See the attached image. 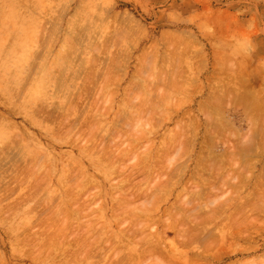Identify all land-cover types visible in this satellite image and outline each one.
Listing matches in <instances>:
<instances>
[{"label":"rangeland","instance_id":"rangeland-1","mask_svg":"<svg viewBox=\"0 0 264 264\" xmlns=\"http://www.w3.org/2000/svg\"><path fill=\"white\" fill-rule=\"evenodd\" d=\"M263 223L264 0H0V264H264Z\"/></svg>","mask_w":264,"mask_h":264},{"label":"bare ground","instance_id":"bare-ground-1","mask_svg":"<svg viewBox=\"0 0 264 264\" xmlns=\"http://www.w3.org/2000/svg\"><path fill=\"white\" fill-rule=\"evenodd\" d=\"M166 35H167V34H166ZM166 38H167V37H166ZM163 39H165V37H164ZM167 39H168V38H167ZM17 49H19V48H17ZM21 52H22V51H21ZM22 53H23V52H22ZM42 80H44V78H43ZM39 82H40V81H38V83H39ZM46 82H47V79L45 80V83H46ZM42 83H44V81L41 82V85H45V83H44V84H42ZM39 84H40V83H39ZM178 85H179V84H178ZM36 86H37V85H36ZM38 86H39L38 88H37V87H35L36 89L34 88V89H35L34 91H35V92H38V94L41 95L42 93H41V91H40V85H38ZM40 93H41V94H40ZM96 96H97V95H96ZM67 98H68V97H67ZM105 101H106V100H105ZM55 111H56V110H55ZM69 111H70V109H68V112H69ZM71 111H72V110H71ZM71 111H70V112H71ZM81 111H82V110H81ZM73 112H74V111H73ZM96 112H97V110H96ZM101 112H102V111H101ZM99 114H101V113H99ZM102 114H103V113H102ZM61 115H62V114H61ZM63 115H64V114H63ZM63 115H62V116H63ZM67 117H68V115H67ZM62 118H63V117H62ZM67 119H68V118H66V121H67ZM134 119H135V118H134ZM76 120H77V119H76ZM139 120H140V119H139ZM64 121H65V120H64ZM130 121H131V120H130ZM135 121H136V119H135ZM135 121H134V122H135ZM144 121H145V120H144ZM77 122H78V121H77ZM101 122H102V121H101ZM137 122H138V121H137ZM124 124H125V123H124ZM126 125H127V124H126ZM135 127H136V126H135ZM137 127H138V126H137ZM137 127H136V129H137ZM69 128H70V127H69ZM138 128H140V126H139ZM187 128H188V127H187ZM111 129H112V128H111ZM180 130H181V129H180ZM132 131H133V133L135 132L134 130H132ZM178 131H179V129H178ZM83 132H84V130H83ZM80 133H82V132H80ZM80 133H79V134H80ZM119 133H120V132H119ZM124 133H125V132H124ZM135 133H136V132H135ZM183 134H184V133H183ZM90 136H91V135H90ZM124 137H125V136H124ZM140 138H142V137H140ZM140 138H139V139H140ZM107 139L109 140V138H107ZM177 139H178V138H177ZM175 140H176V139L174 138L173 141H175ZM183 140H184V139H183ZM115 141H116V140H115ZM185 141H186V140H185ZM183 142H184V141H183ZM103 143H104V142H102V144H103ZM179 143H180V142H179ZM184 143H186V142H184ZM191 143H192V142H191ZM167 144H168V143H167ZM105 145H106V144H105ZM109 145H110V144H109ZM184 145H185V144H184ZM184 145H182V146H184ZM98 146H99V145H98ZM168 146H169V145H168ZM168 146L166 145V147H168ZM174 146H175V149L178 148V147H176V145H174ZM102 147H103V146H102ZM102 147H101V148H102ZM105 147H106V146H105ZM166 147H165V148H166ZM111 148H112V147H111ZM114 148H115V147H114ZM187 148H188V147H187ZM91 150H92V149H91ZM97 150H98V149H97ZM99 150H100V146H99ZM103 150H105V149H103ZM112 150H113V149H111L110 152H111ZM115 150H116V149H115ZM115 150H114V151H115ZM88 151H89V150H88ZM117 151H118V150H117ZM187 151H188V150H187ZM105 152H106V151H105ZM105 152H104V153H105ZM180 152H181V151H180ZM180 152H178V153H180ZM185 152H186V151H185ZM203 152H204V151H203ZM104 153H103V154H104ZM107 153H108V152H107ZM116 153H118V152H116ZM169 153H170V152H169ZM103 154H102V155H103ZM111 154H112V152H111ZM164 154H166V152H165ZM171 154H172V153H171ZM175 154H176V153H175ZM181 154H182V152H181ZM160 155H161V154H160ZM169 155H170V154H169ZM106 156H107V155H106ZM114 156H115V155H114ZM154 156H157V155L154 154ZM203 156H204V155H203ZM116 157L118 158L119 156H116ZM169 157H170V156H169ZM172 157H173V159H174V155H173V154H172ZM172 157H171V158H172ZM108 158H109V156L107 157V159H108ZM171 158H170V161L172 160ZM201 158H202V157H201ZM102 159H103V158H102ZM113 159H114V158H113ZM118 159H119V158H118ZM155 159H156V158H155ZM155 159H154V161H155ZM114 160H115V159H114ZM114 160H113V161H114ZM147 160H148V159H147ZM166 160L168 161V158H166ZM113 161L111 160V162H113ZM117 161H118V160H117ZM156 161H157V160H156ZM154 163H155V162H154ZM158 163H159V162H157V164H158ZM166 163H167V162H166ZM170 163H171V162H170ZM162 164H163V163H162ZM159 165H160V164H159ZM163 165H164V164H163ZM170 165H171V164H170ZM154 166H156V164H155ZM120 168H121V167H120ZM164 168H165V167H164ZM122 169H124V168L122 167ZM141 169H142V168H141ZM119 170H120V172H121V169H119ZM158 170L160 171V169H158ZM127 171H128V170H127ZM135 171H136V170H135ZM128 173H129V171H128ZM131 173H132V172H131ZM131 173H129V174H131ZM146 173H147V172H146ZM146 173H145V174H146ZM120 175H121V174H120ZM120 175H119V176H120ZM126 175H128V174H126ZM156 175H157V174H156ZM71 177H72V176H71ZM126 177H127V176H126ZM126 177H125V178H126ZM128 178H129V177H128ZM121 179H122V178H121ZM122 180H123V179H122ZM158 180H159V179H158ZM39 181H40V179H39ZM120 181H121V180H120ZM37 182H38V181H37ZM127 182H128V181H127ZM160 182H161V180H160ZM160 182H158V183H160ZM161 183H163V182H161ZM35 184H37V183L35 182ZM141 185H142V184H141ZM141 185H140V186H141ZM150 185H151V184H150ZM150 185H149V186H150ZM156 185H157V184H156ZM162 185H163V184H162ZM162 185H161V186H162ZM34 186H35V185H34ZM34 186H33V187H34ZM125 187H126V186H125ZM131 187H132V186H131ZM163 187H164V186H163ZM128 188H129V187H128ZM150 188H151V187H150ZM155 188L158 189L157 186H156ZM160 188H161V187H160ZM168 188H169V187H168ZM168 188H167V189H168ZM148 189H149V188H148ZM165 189H166V188H165ZM169 189H170V188H169ZM193 189H194V188H193ZM195 189H197V187H195ZM150 190H151V189H150ZM158 190H160V189H158ZM168 191H169V190H168ZM198 191H199V190H198ZM193 192H195V191H193ZM195 193H196V192H195ZM154 194H155V193H154ZM202 194H203V193H202ZM130 195H131V193H130ZM134 195H135V194H134ZM134 195H133V196H134ZM146 195H148V194L146 193ZM197 195H198V194H197ZM201 196H202V195H201ZM195 197H197L196 194H195ZM198 197H199V196H198ZM190 201H191V200H190ZM190 201H189V202H190ZM148 203H149V202H147V204H148ZM194 203H195V202H194ZM190 204H191V203H190ZM190 204H189V205H190ZM187 205H188V203H187ZM82 206H83V205H82ZM126 207H127V206H126ZM126 207H124L125 210H126ZM148 207H149V206H148ZM192 207H193V206H192ZM196 207H198V206H196ZM196 207H195V208H196ZM146 208H147V207H146ZM149 208H150V207H149ZM149 208H148V209H149ZM151 208H152V207H151ZM77 209H78V208H77ZM139 209H140V208H139ZM244 209H245V208H244ZM61 210H62V209H61ZM78 210H79V209H78ZM191 210H192V209H191ZM239 210H241V209H239ZM193 211H195V210H193ZM196 211H197V210H196ZM124 212H125V211H124ZM124 212H123V213H124ZM142 212H143V209H142ZM191 212H192V211H191ZM244 212H245V211H244ZM254 212H255V211H254ZM128 213H129V212H128ZM194 213H195V212H194ZM191 214H192V213H191ZM250 214H251V213H250ZM69 215H70V214H69ZM79 215H80V214H79ZM128 215H130V214H128ZM191 216H192V215H191ZM241 216H242V215H241ZM252 217H253V216H252ZM256 217H257V216H256ZM233 218H234V217H233ZM233 218H231V219H233ZM248 218H249V217H248ZM243 219H244V218H243ZM251 219H252V218H251ZM191 220H192V219H191ZM231 221L233 222V220H231ZM231 221H229V222H231ZM246 221H247V220H246ZM248 221H249V219H248ZM192 222H194V221H192ZM225 222H226V221H225ZM253 222H255V220H254ZM258 222H259V221H258ZM260 222H261V221H260ZM260 222H259V223H260ZM246 223H247V222H246ZM196 224H197V223H196ZM196 224H195V225H196ZM229 224H230V223H229ZM257 224H258V223H257ZM263 224H264V223H263ZM139 225L141 226L142 224H139ZM139 225H138V226H139ZM232 225H233V223H232ZM251 225H253L252 222H251ZM227 226H228V224H227ZM249 226H250V225H249ZM191 227H192V226H191ZM228 227H229V226H228ZM249 228H250V227H249ZM230 229H231V228H230ZM60 231H61V230H60ZM87 235H88V234H87ZM227 235H228V234H227ZM250 235H251V234H250ZM250 235H248V236H250ZM62 236H63V233H62ZM64 236H65V235H64ZM204 236H205V235H204ZM208 236H209V235H208ZM236 236H237V235H235V237H236ZM243 236H244V234H243ZM66 237H67V236H66ZM85 237H86V236H85ZM57 238H58V237H57ZM60 238H62V237L60 236ZM214 238H215V237H214ZM216 238H218V237H216ZM238 238H239V237H238ZM64 239H65V238H64ZM66 239H67V238H66ZM66 239H65V240H66ZM211 239H212V238H211ZM67 241H68V240H66L65 242H67ZM121 241H122V240H121ZM149 241H150V240H149ZM211 241H212V240H211ZM247 241H248V240H247ZM75 242H76V241H75ZM150 242H151V241H150ZM80 243H81V242H80ZM216 243H217V241H216ZM216 243H215V244H216ZM43 244H44V243H43ZM46 244H47V243H46ZM62 244H64V243H62ZM82 244H83V243H82ZM206 244H207V243H206ZM58 245H59V244H58ZM100 245H101V244H100ZM207 245H208V244H207ZM216 245H217V244H216ZM54 246H55V245H54ZM62 246H64V245H62ZM211 246H214V245H212V243H211ZM43 247H44V245H43ZM80 247H82V246H80ZM150 247H151V246H150ZM150 247H149V249H150ZM152 247H153V246H152ZM157 247H158V246H157ZM208 247H210V246H208ZM149 249H147V250H149ZM157 249H158V248H157ZM98 250H99V249H98ZM102 250H103V249H102ZM147 250H146V251H147ZM207 250H209V249H207ZM83 251H84V250H83ZM138 251H139V250H138ZM202 251H203V250H202ZM67 252H68V251H67ZM74 252H75V251H74ZM96 252H97V251H96ZM68 253H70V252H68ZM84 253H85V252H84ZM88 253H89V252H88ZM88 253H87V254H88ZM144 253H145V252H144ZM85 254H86V253H85ZM93 254H94V253H93ZM97 254H98V253H97ZM141 254H142V256H143V253H141ZM202 254H203V252H202ZM205 254H206V252H205ZM72 255H73V254H72ZM72 255H70V256H72ZM88 255H89V254H88ZM94 255H96V253H95ZM94 255H93V256H94ZM101 255L103 256L102 253H101ZM139 255H140V254H139ZM84 256H86V255H84ZM104 256H105V255H104ZM104 256H103V258H104ZM173 256H174V255H173ZM179 256H180V255H179ZM179 256H178V257H179ZM202 256H203V255H201L200 257H202ZM67 257H68V255H67ZM67 257H64V258H67ZM73 257H74V256H73ZM96 257H99V255L96 256ZM124 257H125V256H124ZM174 257H175V256H174ZM74 258H75V257H74ZM93 258H94V257H93ZM100 258H101V257H100ZM100 258H98V262H102L103 259H102L101 261H99ZM119 258H120V257H119ZM179 258H180V257H179ZM190 258H191V257H189V259H190ZM72 259H73V258H72ZM96 259H97V258H96ZM165 259H166V258H165ZM108 260H109V259H108ZM119 260H120V259H119ZM117 261H118V260H117ZM124 261H125V259H124ZM131 261H132V260H131ZM75 262H76V261H75ZM77 262H78V260H77ZM193 262H194V261H193ZM68 263H69V261H68ZM72 263H73V262H72ZM72 263H71V264H72ZM94 263H96V262H94ZM94 263H93V264H94ZM103 263H104V262H103ZM106 263H107V262H106ZM106 263H105V264H106ZM132 263H133V262H132ZM141 263H142V262H141ZM162 263H164V262L162 261ZM162 263H161V264H162ZM73 264H74V263H73ZM99 264H100V263H99ZM111 264H113V263H111ZM124 264H125V263H124ZM128 264H129V263H128ZM167 264H168V263H167ZM174 264H175V263H174Z\"/></svg>","mask_w":264,"mask_h":264}]
</instances>
